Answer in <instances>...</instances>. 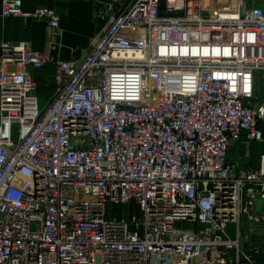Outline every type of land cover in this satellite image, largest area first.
<instances>
[{"label": "built area", "instance_id": "built-area-1", "mask_svg": "<svg viewBox=\"0 0 264 264\" xmlns=\"http://www.w3.org/2000/svg\"><path fill=\"white\" fill-rule=\"evenodd\" d=\"M96 10L82 59L0 40V264H262L264 0L225 17L204 0ZM1 17L61 23L22 0Z\"/></svg>", "mask_w": 264, "mask_h": 264}, {"label": "crops", "instance_id": "crops-1", "mask_svg": "<svg viewBox=\"0 0 264 264\" xmlns=\"http://www.w3.org/2000/svg\"><path fill=\"white\" fill-rule=\"evenodd\" d=\"M96 1L98 0H22L24 9L27 11L50 8L60 14V29L54 34L46 20H24L20 17L2 18L3 0H0V40L5 42H30L34 50L50 55L52 60L56 62L72 58L82 59L105 25V22L97 17ZM121 1L129 6L135 0ZM239 1H243V3L234 4L233 8L236 10L245 8L250 3V0ZM207 2L208 0H205V3ZM1 57L2 51L0 50V59ZM54 71V67L49 66L34 73L39 85L38 94L43 102L47 101L48 96L54 90ZM41 89H43L42 92ZM241 149L240 160L233 158V162L244 164L248 160L244 158L245 147L241 146ZM262 154H264V150L261 143H254L252 158L249 162L254 166H258Z\"/></svg>", "mask_w": 264, "mask_h": 264}, {"label": "rangeland", "instance_id": "rangeland-1", "mask_svg": "<svg viewBox=\"0 0 264 264\" xmlns=\"http://www.w3.org/2000/svg\"><path fill=\"white\" fill-rule=\"evenodd\" d=\"M241 3H243V1H239V0H208V2L205 3L204 0V5L210 13L214 14L215 16H224V17L225 15L234 14L236 9L233 8V5L234 4L237 5ZM40 91L42 92L43 89H41ZM256 93L259 96L260 101L264 102V72L257 77ZM261 145L263 146V150H264V142H262ZM241 151L242 149L241 146L239 145H236L232 148V151L230 153V157H231L230 159L232 162H233V158L234 159L238 158V160H240ZM257 229L264 232V225L258 226ZM263 243H264V236H263ZM263 264H264V256H263Z\"/></svg>", "mask_w": 264, "mask_h": 264}, {"label": "water", "instance_id": "water-1", "mask_svg": "<svg viewBox=\"0 0 264 264\" xmlns=\"http://www.w3.org/2000/svg\"><path fill=\"white\" fill-rule=\"evenodd\" d=\"M255 202V211L258 214H263L264 213V197H256L254 199Z\"/></svg>", "mask_w": 264, "mask_h": 264}, {"label": "trees", "instance_id": "trees-1", "mask_svg": "<svg viewBox=\"0 0 264 264\" xmlns=\"http://www.w3.org/2000/svg\"><path fill=\"white\" fill-rule=\"evenodd\" d=\"M261 262H262V264H263V257L261 258Z\"/></svg>", "mask_w": 264, "mask_h": 264}]
</instances>
